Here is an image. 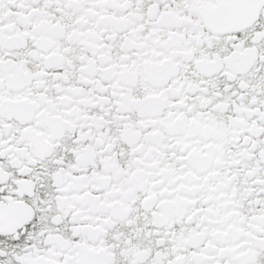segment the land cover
<instances>
[{
  "label": "snow or ice",
  "instance_id": "obj_1",
  "mask_svg": "<svg viewBox=\"0 0 264 264\" xmlns=\"http://www.w3.org/2000/svg\"><path fill=\"white\" fill-rule=\"evenodd\" d=\"M0 264H264V0H0Z\"/></svg>",
  "mask_w": 264,
  "mask_h": 264
}]
</instances>
